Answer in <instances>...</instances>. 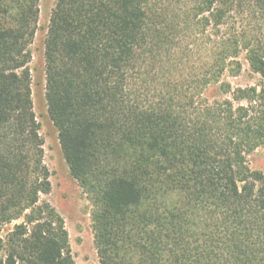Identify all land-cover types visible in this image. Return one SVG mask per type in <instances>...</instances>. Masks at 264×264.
Here are the masks:
<instances>
[{"label":"trees","instance_id":"trees-1","mask_svg":"<svg viewBox=\"0 0 264 264\" xmlns=\"http://www.w3.org/2000/svg\"><path fill=\"white\" fill-rule=\"evenodd\" d=\"M39 0H0V264H76L31 96ZM243 58L258 76L233 87ZM45 100L100 264H264V0H55ZM218 85L223 98L209 101Z\"/></svg>","mask_w":264,"mask_h":264},{"label":"rangeland","instance_id":"rangeland-1","mask_svg":"<svg viewBox=\"0 0 264 264\" xmlns=\"http://www.w3.org/2000/svg\"><path fill=\"white\" fill-rule=\"evenodd\" d=\"M55 0H39V16L36 32L29 44L31 54L28 68L31 74V96L33 109L39 123V134L42 139L43 163L48 169L50 191L41 195L49 201L65 221L70 250L76 264H100L96 254L90 227V202L77 181L70 175L68 166L62 156L57 131L48 117L44 78L43 45L51 10ZM242 70L237 76L225 74L223 79L233 87L254 84L258 76L249 71L246 61L241 58ZM209 100L223 98L218 85L209 87L205 92ZM247 164L264 174V146L257 147L247 155ZM12 224L2 227L0 234L7 233Z\"/></svg>","mask_w":264,"mask_h":264}]
</instances>
